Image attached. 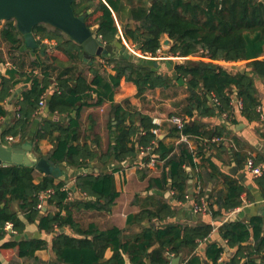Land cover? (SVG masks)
<instances>
[{
    "label": "trees",
    "instance_id": "16d2710c",
    "mask_svg": "<svg viewBox=\"0 0 264 264\" xmlns=\"http://www.w3.org/2000/svg\"><path fill=\"white\" fill-rule=\"evenodd\" d=\"M136 1L75 0L73 8L77 16L92 10L86 19L87 26L91 28L89 22L93 19L94 25L98 26V36L106 44L113 43L119 35L113 16L115 12L127 16L135 24L133 27L124 24L123 32L141 51L155 54L166 35L172 40L170 51L175 57L199 56L208 61H165L163 65L167 71L160 67V61L138 63L124 55L101 56L107 65L113 66L115 75H111L96 57L86 59L82 46L61 30L45 23L39 24L33 29L36 38L54 41L57 49L75 64L86 62L94 78L88 82L83 72L74 78H63L62 75L57 78L59 89L51 95L47 109L51 114L64 116L67 121L45 118L33 132L31 126L40 108L41 98L55 83L46 64L51 60L56 61L46 52L47 47L43 48L45 54L36 50L30 67L33 70L41 68V73L32 70L21 74L29 87L23 91L14 120L7 126L1 124V120L8 116L3 103L11 97L20 80L14 79L15 73L0 79L2 138L6 141L7 137H20L22 142L31 143L36 152H39L38 142L47 139L53 144L49 157L57 165L66 163L68 168L83 169L97 159V153L86 142H81L80 114L84 108L99 107L109 101L116 125L114 127L111 122L113 144L101 160L114 158L119 163H127L135 160L142 149L151 147V156L165 161L162 179H155V184L161 189L173 191L174 199L179 202L187 201L188 166L198 177L197 203L205 196L210 182L223 178L225 189H215L207 197L213 218H223V213L241 204L240 198L245 188L239 181L220 172L207 156L208 149L204 144L196 154L183 143L177 148L160 140L152 133L154 125L151 118L127 111L114 102V95L123 80L133 83L137 87L138 97L143 98L149 91L169 89L183 79L188 91L183 112V134L188 137L222 136V128L203 131L206 126L196 117L229 112L235 89L238 99L242 101L245 117L250 122L261 121L258 111L261 102L255 77L264 78V0H157L154 4H151L152 0ZM0 40L8 44L13 56L25 45L15 20L4 22L0 29ZM244 61L251 69L249 72L216 63ZM2 62L3 57L0 56V65ZM75 111L77 115L73 117ZM174 131L181 137L177 129ZM239 155L246 161L253 158L247 153L240 152ZM197 156L201 158L200 163H196ZM253 159L257 165L261 164L260 160ZM149 161L150 156L144 157L145 163ZM35 172V168L0 167V264H5L3 260L8 264H17L7 260L10 253L15 251L20 258H34L37 251L48 248L49 244L44 239L25 237L27 224L37 223L38 229L47 234L60 231L53 240L52 250L57 260L53 264H126V258L132 264H168L167 255L180 256L183 250L194 253L213 231L211 224L192 226L170 223L163 227L145 228L141 234L126 241L123 231L118 228L101 232L91 227L84 231L75 223L73 212L75 209L110 210L119 195L113 174L77 175L75 187L68 188V181L62 175L54 177L44 174L36 182ZM256 182L264 197V171ZM75 190L84 198L72 201L71 193ZM44 207L48 210L44 211ZM52 207L55 209L51 210ZM176 214L174 206L165 202L154 211L144 209L131 216L129 223L145 220L165 222ZM7 223L13 224L15 236L5 230ZM65 228L75 229L79 237L67 235L63 232ZM249 228L255 245L244 247L242 244L250 238ZM219 231L229 246H238L236 256L224 264H261L258 258L264 261V257H259L264 251L263 216L252 217L248 224L243 221L226 222ZM109 248L114 255L105 261L104 254ZM223 254L224 248L216 244L209 245L206 251L212 264H220ZM243 258H246L245 262H242ZM186 264L203 262L193 255Z\"/></svg>",
    "mask_w": 264,
    "mask_h": 264
},
{
    "label": "crops",
    "instance_id": "0c3cea01",
    "mask_svg": "<svg viewBox=\"0 0 264 264\" xmlns=\"http://www.w3.org/2000/svg\"><path fill=\"white\" fill-rule=\"evenodd\" d=\"M113 16L115 18L116 25L119 28V35L121 37L120 41L123 45L130 46L131 44H134L131 40L124 36V24L117 21V13L113 12ZM4 22L5 21H3V23ZM166 39H168V36L165 35L162 42ZM0 42V56L3 57V62L0 65V79L1 77H10L11 73H15L14 79L20 80V83L13 89L11 97L3 103L4 107L8 111V116L1 120V124L7 126L14 120V115L19 109L18 103L22 98L23 91L29 87V85L25 83V78L22 77L21 74L26 72L30 73L33 70V68L30 67V63L34 59V53L36 50L32 52L24 45V48L13 56L9 52L8 44L2 42L1 40ZM46 47V52L56 58V61L49 60L50 63L47 62L46 64L49 65V71L53 74V80L55 83L41 98V100H45V106L40 107L37 112V116L31 126V131L33 132L45 118L61 122L67 121L64 116L51 114L47 109L48 101L51 95L59 89L57 86V78L61 75L63 78H67L69 76L74 78L79 75V72H83L82 74L88 82H91L94 78V75L89 66L86 65V62L81 64L71 62L63 52L57 49L54 41H43V45L37 50H40L39 52H43V48ZM115 50L117 52L113 53L114 57L124 55V52L120 49L115 48ZM43 53L45 54V52ZM96 58L101 65L105 66L108 74L115 75L112 65L108 66L106 63H103V61H105L104 59H101L100 57ZM199 60L208 61L206 59H201L200 57L198 59L189 58L184 61ZM160 62V67L163 66L162 68L167 70V67L163 65L165 61ZM216 63L231 69H233V67L237 69V66L242 65L243 71L240 70L241 72H249L251 70L247 67V62L245 61L230 64L225 62ZM33 71L40 74L41 68H37ZM255 87L261 102V107L258 108V111L261 113V121L250 122L245 117L242 112V101L238 99L235 89L232 108L229 112L216 113L213 116L205 118L196 117L197 120H200L206 126L203 128V131H213L216 130V128H222L224 129L222 136L215 135L212 138L208 136L203 138L188 137L186 140L181 139L178 135L179 133L177 134L174 131L176 128L168 121V119L172 116L185 117L183 112L188 97L186 84H178L177 86H173L169 89L157 88L147 92L143 98H139L137 87L133 83L123 80L118 91L114 95V102L122 106L127 111L140 113L148 116L151 120L153 118H159L162 121V124L160 126L161 134L158 138L160 140H164L166 144L174 145L178 148L179 144L181 145L183 143V145H186L190 151L196 154L199 147L204 144L208 149L207 156L210 157L212 162L219 168L220 172L236 179L245 188V191L242 193L240 198V206L228 213H223V218L221 217L217 219L213 218L209 210L207 197H209L210 193L215 189H225L223 185V178L210 182L205 196L201 197L200 202L197 203L196 198L199 193V188L197 186V184H199L198 177L192 168L188 166L187 171L189 173V180L188 192L186 196L187 201H176L174 199L173 191H170L168 188L161 189L154 182L155 179H162L163 172L165 170V161L157 160L155 165H150V161L145 163L144 157H148V155H143L142 151H145L146 148L142 149L139 156L135 160L128 161L127 163H119L114 158H110L109 160H106V158L105 160L107 162H105V160H101L103 156H106L110 145L113 144L114 134L111 133L110 127L111 122L114 127L116 122L115 117L112 114L111 102L106 101L99 107L84 108L79 119L82 129L80 135L81 142H86L89 147L97 153V159L83 169L66 167V175H63V178H68L67 185H69V188L75 187V177L77 175L99 173L113 174L115 178L116 191L119 195L110 210L75 209L73 212L74 220L78 227L84 231L94 227V229L101 232L112 228H118L123 231V238L126 241L136 237L141 234L145 228L151 226L163 227L170 223H180L192 226L204 223L211 224L213 226L212 233L205 241H202L199 244L194 253L189 254L187 250H183L180 256L167 255L169 261L168 264H172V259L176 258L181 259L180 264H186L193 255L200 257L203 264H212L206 256L207 248L211 244H216L224 248V254L219 260L220 264H224L231 258L235 257L238 252V246H229L228 242L222 238L219 231L220 227L223 226L224 223L228 222L225 221L226 217L235 213L236 218L234 222L243 221L246 224H248L252 217H264V197L256 182V178L258 177H254L248 171L246 159H242L239 155L240 152L244 154L247 153L251 155L250 157L260 160V163L264 165V78L255 77ZM93 97L96 96L94 95ZM77 111L74 112L76 115ZM43 113H47V116L44 117ZM76 115H73V117H76ZM215 138H220V141L214 142L213 139ZM27 142L28 141L22 142L20 137H16L14 138V142L12 144L17 145ZM38 149L39 152H36L33 146V152L36 157H49V153L53 149V144L51 141L43 139L38 142ZM200 162L201 158L197 156L196 163ZM232 167H238L239 172L236 175L229 173V170ZM114 170L116 171L113 173ZM43 175V173L36 170V182H39ZM81 198H84V196L76 190L72 191V201ZM85 199L89 200L90 198L86 197ZM165 202L174 206L176 209L177 214L174 218H169L165 222H159L157 220H153L151 222L150 220H145L143 222L132 221V223H129V218L131 216L139 214L144 209L154 211L161 203ZM203 206L206 207V211H197V208H202ZM214 207L217 209V206ZM54 209V207L51 208V210ZM46 210H48L47 207ZM153 223L158 224L153 225ZM249 230L250 238L242 244L244 247L255 245V239L253 238L251 228H249ZM63 232L72 237H79V235L76 234V230L72 228H65ZM59 233L60 231L58 230L53 234H47L38 229L37 223L27 224L25 237L44 239L48 242L49 246L47 249L37 251L34 258H20L17 251H15L13 252L15 254L14 261L17 264L55 263L57 260L56 255L52 250V246L54 238ZM153 250L154 248L151 249L150 252ZM113 255L114 252L112 249H107L104 254V260L106 261L111 259ZM259 257H264V251ZM3 261L5 264H8L6 260ZM245 261L246 258H243L242 262ZM257 261L258 263L264 264V261L260 258H258Z\"/></svg>",
    "mask_w": 264,
    "mask_h": 264
},
{
    "label": "water",
    "instance_id": "95a60500",
    "mask_svg": "<svg viewBox=\"0 0 264 264\" xmlns=\"http://www.w3.org/2000/svg\"><path fill=\"white\" fill-rule=\"evenodd\" d=\"M75 0H0V23L3 21L15 20L18 30L24 37L25 47L32 52L43 45V41L36 38L33 32L34 27L39 24L51 25L70 39L82 46L86 59L93 57L109 56L111 57L115 48L120 49L127 55L131 53L120 41V35L111 44H106L97 35L98 26L89 28L86 19L92 10L86 14L77 16L75 14L73 3ZM157 0H153L154 4ZM163 44L171 48L172 40L166 39ZM126 56V55H124ZM134 62L149 63V59H139L133 56ZM238 70L243 71L242 65L237 66ZM179 85H184L185 81L180 79ZM74 116L76 113L73 114ZM46 117L47 113H43ZM28 167L35 168L45 175L60 177L65 174L66 163L57 165L50 157L44 156L38 158L33 152V145L29 142L23 144H12L4 141L0 130V167ZM239 172L238 167H232L229 173L236 175ZM46 210V207H44ZM236 214L228 222H233ZM158 223H153L157 225ZM181 259H172V264H180ZM126 264H131L126 258Z\"/></svg>",
    "mask_w": 264,
    "mask_h": 264
},
{
    "label": "built area",
    "instance_id": "2783aa9c",
    "mask_svg": "<svg viewBox=\"0 0 264 264\" xmlns=\"http://www.w3.org/2000/svg\"><path fill=\"white\" fill-rule=\"evenodd\" d=\"M101 38V37H100ZM164 42V41H163ZM162 42L161 47L156 51L155 54L150 52H143L136 44H131L130 46H125L128 51L134 55L135 57L139 59H149V60H155V61H170V60H177V61H184L186 59L192 58V59H198L199 56H189L186 58L182 57H175L172 52L170 51V47L165 46ZM105 63V61H103ZM45 106V100L42 99L40 102V107ZM168 121L180 132L181 139L186 140L188 136H185L183 134V129L185 127V119L180 116H172L168 119ZM152 124L154 125V128L152 129V133L159 137L161 134L160 126L162 124V121L159 118H153ZM7 142L13 143L14 138L13 137H7ZM214 142L220 141V138L213 139ZM143 155L150 156V165H155L157 160L151 156V147L147 148L145 151H142ZM247 169L248 171L254 176L258 177L263 174L264 171V165L263 164H256L253 158H249L247 160ZM69 186V185H68ZM206 207L203 206L202 208H197V211L204 212L206 211ZM235 214V213H234ZM234 214H231L230 216L226 217L225 221H228ZM5 230L8 231L11 235L15 236L16 232L13 230V224L7 223L5 225Z\"/></svg>",
    "mask_w": 264,
    "mask_h": 264
},
{
    "label": "rangeland",
    "instance_id": "374dc122",
    "mask_svg": "<svg viewBox=\"0 0 264 264\" xmlns=\"http://www.w3.org/2000/svg\"><path fill=\"white\" fill-rule=\"evenodd\" d=\"M136 1V0H135ZM137 2V1H136ZM151 3H152V1H151ZM128 4V3H127ZM91 21H92V23H91ZM117 21H119L120 23H123V24H127V25H129V26H131V27H133L135 24L127 17V16H125V15H118L117 14ZM3 22H1L0 23V29H1V27L4 25V23L2 24ZM89 24H90V26H91V28L92 27H95V26H97V25H94V23H93V19H91L90 20V22H89ZM128 53L127 52H125L124 53V55H126L127 57H129V59H132V58H134L133 56L134 55H132V54H130V55H127ZM170 61H172L173 63H177V62H179V61H177V60H170ZM107 66V65H106ZM109 66V65H108ZM67 181H68V178H67ZM14 259H15V254L13 253H10V255L7 257V260L8 261H14ZM15 262V261H14Z\"/></svg>",
    "mask_w": 264,
    "mask_h": 264
},
{
    "label": "flooded vegetation",
    "instance_id": "af4514ba",
    "mask_svg": "<svg viewBox=\"0 0 264 264\" xmlns=\"http://www.w3.org/2000/svg\"><path fill=\"white\" fill-rule=\"evenodd\" d=\"M153 1V0H152Z\"/></svg>",
    "mask_w": 264,
    "mask_h": 264
}]
</instances>
